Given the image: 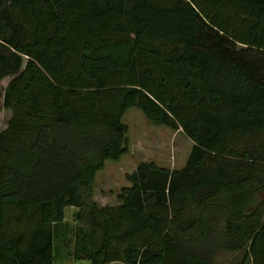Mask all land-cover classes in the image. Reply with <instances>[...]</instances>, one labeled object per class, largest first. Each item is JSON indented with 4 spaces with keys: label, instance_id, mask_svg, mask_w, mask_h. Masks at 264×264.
Instances as JSON below:
<instances>
[{
    "label": "trees",
    "instance_id": "16d2710c",
    "mask_svg": "<svg viewBox=\"0 0 264 264\" xmlns=\"http://www.w3.org/2000/svg\"><path fill=\"white\" fill-rule=\"evenodd\" d=\"M6 77L0 264H264V0H0ZM132 107L191 146L99 206Z\"/></svg>",
    "mask_w": 264,
    "mask_h": 264
},
{
    "label": "rangeland",
    "instance_id": "374dc122",
    "mask_svg": "<svg viewBox=\"0 0 264 264\" xmlns=\"http://www.w3.org/2000/svg\"><path fill=\"white\" fill-rule=\"evenodd\" d=\"M8 77L0 81V89ZM9 112L0 109V130L6 125ZM126 125L127 151L117 161H105L101 170L96 172L92 185L91 198L99 205H115L116 194L127 183L125 174L131 173L139 162L152 161L158 166L176 169L183 165L189 152L191 141L180 130H170L164 126L150 123L135 107L127 109L122 115ZM74 208L64 209V219L72 221ZM243 256V251H216L211 257L214 264H236ZM250 259L245 264H250ZM120 264V263H118Z\"/></svg>",
    "mask_w": 264,
    "mask_h": 264
},
{
    "label": "crops",
    "instance_id": "0c3cea01",
    "mask_svg": "<svg viewBox=\"0 0 264 264\" xmlns=\"http://www.w3.org/2000/svg\"><path fill=\"white\" fill-rule=\"evenodd\" d=\"M120 262H112L111 264H118ZM53 264H88L86 261H76V262H73V261H58V260H55L53 262ZM122 264V263H120Z\"/></svg>",
    "mask_w": 264,
    "mask_h": 264
}]
</instances>
